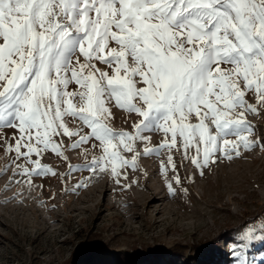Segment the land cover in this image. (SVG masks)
I'll use <instances>...</instances> for the list:
<instances>
[{
    "label": "snow or ice",
    "instance_id": "6c2138e0",
    "mask_svg": "<svg viewBox=\"0 0 264 264\" xmlns=\"http://www.w3.org/2000/svg\"><path fill=\"white\" fill-rule=\"evenodd\" d=\"M110 40L120 50L112 48L107 59L102 54ZM127 56L136 64L131 77H141L146 87L136 88L131 77L118 74L121 68L127 71L122 59ZM93 59L115 62L117 75L101 73L97 79L86 74ZM221 64L233 67L221 69ZM0 81H6L0 91V128L18 129L14 151L26 163L49 148L60 154L52 137L66 134L80 137L75 147L99 141L116 173L117 162H129L109 151L116 147L114 139L131 150L129 142L149 139L142 133L162 129L171 133L167 147L179 135L187 150L198 136L203 158L193 163L206 166L222 136L238 135L249 146L241 135V130L250 131L244 112L240 119L229 116L238 108L255 112L246 106L247 90L264 101V0H0ZM73 82L79 90L70 92ZM113 98L142 118L135 137L115 133L103 122ZM201 106L206 111L200 123H184L190 114L199 117ZM66 116L82 121L90 134L70 131ZM205 119L215 125V135ZM223 144L238 154L235 142L224 139ZM196 148L199 155V144ZM31 162L34 169L17 164V175L50 171ZM252 238L245 233L240 243ZM240 264L250 262L241 256Z\"/></svg>",
    "mask_w": 264,
    "mask_h": 264
},
{
    "label": "rangeland",
    "instance_id": "374dc122",
    "mask_svg": "<svg viewBox=\"0 0 264 264\" xmlns=\"http://www.w3.org/2000/svg\"><path fill=\"white\" fill-rule=\"evenodd\" d=\"M112 48L120 50L110 40L102 55L110 59ZM122 59L127 71L121 68L118 74L131 77L136 64L131 56ZM117 67L93 59L86 74L97 79L101 73L114 76ZM131 78L136 88L146 87L141 77ZM239 84L245 89L242 79ZM5 86L6 81H0V91ZM78 90L74 82L68 87L70 92ZM245 101L255 112L238 108L229 118L240 119L244 112L250 131L241 130V135L249 146L238 135L222 136L209 164L202 167L193 163L203 158L198 136L187 150L179 135L175 145L167 147L171 133L162 129L142 133L149 139L129 142L131 150L114 139L116 147L109 151L129 163L117 162L113 173L112 159L94 138L75 147L79 136L55 135L60 154L49 148L32 154L26 163L14 151L21 136L18 129L0 128V264H90L98 256L106 264H240L241 256L250 264H264V101L254 90L246 91ZM106 107L110 114L103 122L115 133L135 137L142 118L120 108L114 98ZM204 111L201 106L200 116L190 114L184 123H200ZM64 120L70 131L91 132L79 119ZM204 122L215 135V125ZM224 139L238 145V154ZM31 161L50 171L17 175L16 165L34 169ZM245 233L253 238L240 243ZM137 252L143 253L140 259L133 257ZM106 253L109 256L103 257Z\"/></svg>",
    "mask_w": 264,
    "mask_h": 264
},
{
    "label": "trees",
    "instance_id": "16d2710c",
    "mask_svg": "<svg viewBox=\"0 0 264 264\" xmlns=\"http://www.w3.org/2000/svg\"><path fill=\"white\" fill-rule=\"evenodd\" d=\"M91 240V239H90ZM92 241V240H91ZM91 245V244H90ZM85 247H89V244H87V246L85 245ZM84 247V248H85ZM89 248H93V246H91V247H89ZM175 255H177L176 253H175V251L173 252ZM78 255H79V253H78ZM77 255V256H78ZM106 255H108L109 256V254L108 253H106L105 255H103V257H106ZM141 256H143V253L142 252H137V255L136 256H133V257H135L136 259L137 258H141ZM79 257V256H78ZM99 257V256H98ZM98 257L95 259V260H93V261H91V263L90 264H106L105 263V261H103V260H105V259H102L101 257L98 259ZM133 257H131V259H130V261H132V259H133ZM75 259V258H74ZM135 259V260H136ZM137 261V260H136ZM82 263V262H81ZM132 263V262H131ZM193 263V262H192ZM134 264V263H133ZM169 264H175V263H169ZM193 264H201V263H196V262H194ZM204 264H210V262H205Z\"/></svg>",
    "mask_w": 264,
    "mask_h": 264
}]
</instances>
